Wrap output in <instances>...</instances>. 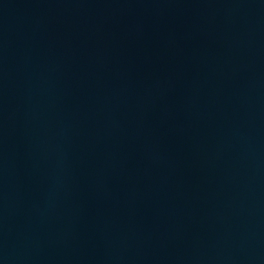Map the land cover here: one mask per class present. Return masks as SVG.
I'll return each mask as SVG.
<instances>
[{
    "label": "water",
    "instance_id": "95a60500",
    "mask_svg": "<svg viewBox=\"0 0 264 264\" xmlns=\"http://www.w3.org/2000/svg\"><path fill=\"white\" fill-rule=\"evenodd\" d=\"M0 264H264V0H0Z\"/></svg>",
    "mask_w": 264,
    "mask_h": 264
}]
</instances>
